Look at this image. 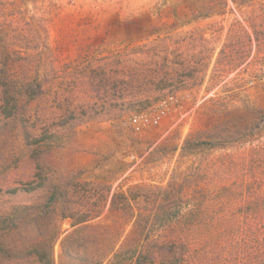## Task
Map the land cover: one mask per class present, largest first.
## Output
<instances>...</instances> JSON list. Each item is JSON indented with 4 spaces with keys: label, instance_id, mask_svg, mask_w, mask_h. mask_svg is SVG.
Segmentation results:
<instances>
[{
    "label": "rangeland",
    "instance_id": "rangeland-1",
    "mask_svg": "<svg viewBox=\"0 0 264 264\" xmlns=\"http://www.w3.org/2000/svg\"><path fill=\"white\" fill-rule=\"evenodd\" d=\"M3 4H16L0 15L14 62L6 77L13 90H5L0 54V212L9 214L1 225L10 247L42 236L21 208L45 203L31 189L44 157L39 145L55 142L59 171L70 173L71 159V175L81 173V185L67 187L78 216L105 206L94 221L97 240L79 251L112 248V238L117 249L133 235L122 211L108 215L113 194L124 192L141 218L162 206L163 224L197 221L184 240L208 253L205 263L249 264L252 256L264 264V0ZM170 96L157 125L134 129L133 116L150 118ZM6 98L17 101L14 117L3 113ZM71 222L57 223L55 260ZM218 222L234 224L219 245Z\"/></svg>",
    "mask_w": 264,
    "mask_h": 264
},
{
    "label": "trees",
    "instance_id": "trees-1",
    "mask_svg": "<svg viewBox=\"0 0 264 264\" xmlns=\"http://www.w3.org/2000/svg\"><path fill=\"white\" fill-rule=\"evenodd\" d=\"M15 9L16 4L10 9L5 4L0 5V15L12 14L16 11ZM5 33L1 28L0 54L5 61L2 69L5 77H3V80H5L3 81V86H5V90H13V86L11 87L6 82L8 71L12 68L14 62L10 60L8 36ZM25 42L28 43V40L25 39ZM27 87L29 89L31 85H27ZM34 90H37V88H34ZM40 95L41 87L39 84ZM9 103H12L13 107L10 110H8ZM17 105L15 99L6 98L5 106L3 107L4 115L7 117L16 116V112L18 111ZM54 143L43 142V144L39 145V149H45L41 153L42 155L44 154V157L39 158V184L31 189L42 192V199L45 200V203L42 206H24L21 208L27 213L31 223L39 221V230H41L42 236L39 237V240L27 241L26 245L22 247H16L14 243L10 247V243L3 237L5 234L6 236L9 235L10 229L7 226L1 225L6 222L9 214L4 211L0 212V225L2 226L0 228V259L28 258L32 259L36 264H207L204 262L207 252L205 250L203 252H198L197 249L191 250L190 245L184 240H188V234L197 229V221H170L163 224V221L159 220L160 217L166 215L162 206L154 209L155 214H153L152 209H149V214L145 218H141L140 215L136 214L135 206L129 202L124 192L113 194L108 208V215H116V213L122 211L128 217L127 222L132 223L133 235L126 238L121 247L117 249L114 247L118 238H112V248L104 251H79L80 248L83 249L89 243L88 240H91L93 243L97 240L94 230L98 226V222L94 221L101 216L105 206L97 205L88 210L84 216H78V210L67 201V187L68 184L79 187L81 185V173L77 172L75 175H71V172H74L76 168L71 159L69 160L70 173L59 171L61 163L58 157L53 156L56 155L53 154L55 150ZM50 168H53L56 172L53 170L51 172ZM67 179L68 182L65 184ZM182 187L179 186L175 189L178 195L184 190ZM118 214L121 215V213ZM152 216L155 219L150 221ZM65 219L72 220L70 226L73 230L63 239L62 251L59 254L58 260H55L52 247L59 234L57 223ZM151 226H159L162 229L153 232ZM216 228L221 232V238H218L216 243L219 245L223 241H228V236L233 231L234 224L218 222L216 223ZM83 230H90L92 233L86 239L82 236H77V233ZM195 234L193 233V235ZM169 238L171 242L167 241ZM66 245H68L67 249ZM72 247H76V249H72ZM255 259L251 256L248 263L254 264L253 260ZM210 264H215L213 258L210 260Z\"/></svg>",
    "mask_w": 264,
    "mask_h": 264
},
{
    "label": "built area",
    "instance_id": "built-area-1",
    "mask_svg": "<svg viewBox=\"0 0 264 264\" xmlns=\"http://www.w3.org/2000/svg\"><path fill=\"white\" fill-rule=\"evenodd\" d=\"M157 2V1H155ZM233 13L235 15H237V12L233 10ZM169 101H173V97L170 96L168 97V100H164L162 102L159 103V112L153 116H151L150 118H147L144 114H139V115H135L131 118L130 122L132 124V126L134 127V129L136 131H140V129L144 126L147 125H157L162 117V115H165L166 113L169 112L168 110V102Z\"/></svg>",
    "mask_w": 264,
    "mask_h": 264
}]
</instances>
